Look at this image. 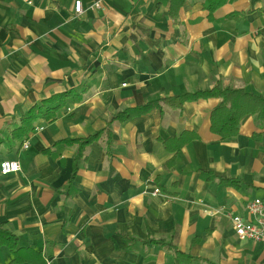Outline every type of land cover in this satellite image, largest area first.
<instances>
[{
    "label": "crops",
    "instance_id": "0c3cea01",
    "mask_svg": "<svg viewBox=\"0 0 264 264\" xmlns=\"http://www.w3.org/2000/svg\"><path fill=\"white\" fill-rule=\"evenodd\" d=\"M76 1L0 0V164L22 168L0 171L21 259L3 246L0 264H264L233 224L264 202V123L222 140L220 100H175L218 84L264 97V0H81L75 16ZM41 104L56 119L14 134Z\"/></svg>",
    "mask_w": 264,
    "mask_h": 264
},
{
    "label": "trees",
    "instance_id": "16d2710c",
    "mask_svg": "<svg viewBox=\"0 0 264 264\" xmlns=\"http://www.w3.org/2000/svg\"><path fill=\"white\" fill-rule=\"evenodd\" d=\"M185 0H180L179 6L184 3ZM226 0H209L208 9L210 14H213L220 6H222ZM175 4V3H174ZM178 3H176L177 5ZM218 99L220 100L218 106L212 113V132L218 135L222 140L236 137L240 132V123L247 115L257 116L258 119L264 123V97L256 96L247 93L242 88L223 87L221 84L216 85L211 90L199 91L193 94H186L179 96L175 100L177 106H181L185 102H195L206 99ZM157 106L155 102H148L146 105L136 108L126 109L123 112L118 113L114 120L120 122L128 121L132 118L146 115ZM45 104L35 106L25 117L22 118V124L14 131L17 136L28 134L32 130L35 121L40 118L41 115L48 121H54L57 117V108H47L44 110ZM100 137V134H96L82 141V146L86 147L93 143ZM73 142H78L73 140ZM187 140L183 141L180 145L182 147ZM226 181V180H225ZM228 184H235L234 181L227 180ZM18 237L11 231L4 229L0 225V247H9L14 253H16V260L21 261L17 256L15 248L18 245ZM177 253V252H176ZM180 261H190L189 256L177 253L176 255Z\"/></svg>",
    "mask_w": 264,
    "mask_h": 264
},
{
    "label": "built area",
    "instance_id": "2783aa9c",
    "mask_svg": "<svg viewBox=\"0 0 264 264\" xmlns=\"http://www.w3.org/2000/svg\"><path fill=\"white\" fill-rule=\"evenodd\" d=\"M104 1L98 0L93 5L91 9H100ZM84 13V6L81 0H77L74 6V15L81 16ZM25 148L28 144L25 143ZM0 171L2 175H10L20 173L22 171L21 165L18 161L6 160L1 162ZM160 193V189L156 188L154 195ZM247 211L250 216L249 220H244L240 216L233 218V224L235 233L241 240H247L253 243L264 244V202L260 199H256L248 204Z\"/></svg>",
    "mask_w": 264,
    "mask_h": 264
}]
</instances>
